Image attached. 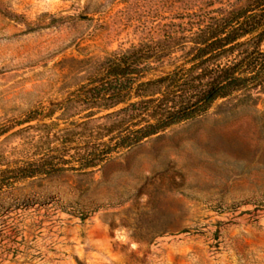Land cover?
<instances>
[{"label": "rangeland", "instance_id": "374dc122", "mask_svg": "<svg viewBox=\"0 0 264 264\" xmlns=\"http://www.w3.org/2000/svg\"><path fill=\"white\" fill-rule=\"evenodd\" d=\"M258 2L0 0V264H264V84L223 92L124 148L155 119L109 116L205 98L263 30L247 19L237 48L211 59L199 50ZM115 64L142 71V83L179 75L89 109L85 88ZM94 147L95 168L57 164Z\"/></svg>", "mask_w": 264, "mask_h": 264}, {"label": "trees", "instance_id": "16d2710c", "mask_svg": "<svg viewBox=\"0 0 264 264\" xmlns=\"http://www.w3.org/2000/svg\"><path fill=\"white\" fill-rule=\"evenodd\" d=\"M247 19L252 21L250 25L251 30L249 32L255 33L258 30H263L258 36L252 38V41L255 44V50H253L250 55L245 59L238 61L235 65L222 69L219 76L220 80H217L218 83L215 87L209 91L205 98L203 97L197 104L190 108L175 111L171 105V102L174 103L175 101L173 99L170 101L167 99V96H164L162 99L141 101L138 104L130 105L126 109H122L117 113L109 115L112 117V115H120L125 112L130 113V118H133L137 112L143 113L146 110L147 112H150L148 113L151 114L150 117L155 119V123H147V125L137 130L133 137H124L123 139H120L116 146H119V148H124L125 146L128 147L127 144L129 141H131L132 144H137L141 142V140L158 134L160 131L187 119L191 114L198 110L205 109L208 104L212 103L216 97L220 96L223 92L237 90L245 84H264V52H262V49L259 47L264 40V0H259L256 9L248 16L236 20V22L230 26L232 31L228 33V35L227 33H223L215 37L211 42L207 43L203 49L199 50L196 57L202 59V57L209 56L211 59L212 57L220 56L237 48V46H239L238 41L247 34V29L244 30L246 27L245 21ZM245 68H247V70ZM141 72L142 71L133 67H124L121 64H115L110 69L105 70L103 73L96 76L92 83L85 88V93L81 98L82 103L89 107V109L97 108L105 111L111 110L122 104L124 98L134 89L138 90L140 88H146L151 84L160 85L179 75V71H175L155 82L142 83L141 80L143 75ZM244 74L249 75L244 77ZM169 98H171V96ZM137 107L140 109L137 110ZM122 124H124V119L114 123L107 130L110 133V131L119 128ZM126 131H129V129ZM65 133L67 137H70L72 134L74 136L78 134L77 131H65ZM108 151L109 154L110 151H112V148L108 147ZM96 152L97 150L95 147L92 149H86L83 152L78 151L77 154L70 156V160L62 155L57 159V164L67 165L74 160L75 162L80 163L81 170L95 168L98 166L97 161L94 159ZM48 159L41 160V162L46 163ZM57 166L58 165L53 163L52 170H54L53 168H57ZM23 174V178H31L35 176L34 173L29 174L24 172Z\"/></svg>", "mask_w": 264, "mask_h": 264}]
</instances>
